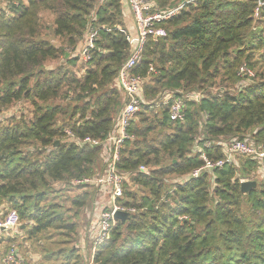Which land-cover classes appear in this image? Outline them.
<instances>
[{
    "label": "trees",
    "instance_id": "1",
    "mask_svg": "<svg viewBox=\"0 0 264 264\" xmlns=\"http://www.w3.org/2000/svg\"><path fill=\"white\" fill-rule=\"evenodd\" d=\"M149 1L167 11L188 0ZM0 3V221L14 210L23 226L19 237L0 233L2 254L20 239L19 252L33 254L30 263V254H21L29 264H264V178L241 192L257 163L237 156L190 177L204 166L199 150L217 162L225 159L221 142L264 143V5L196 0L160 25L165 38H148L133 71L144 79L145 104L117 164L124 176L117 204L134 212L114 221L94 253L87 245L88 259L85 241H77L78 217L96 190L72 182L102 173V149L65 131L106 139L123 106L115 82L134 30L125 28L122 0ZM48 29L58 46L42 38ZM89 30L90 60L78 66ZM243 66L254 77H238ZM195 91L205 97L187 102L183 122L170 121L168 105L156 106L166 92ZM204 142L211 146L202 148ZM54 184L81 191L65 208Z\"/></svg>",
    "mask_w": 264,
    "mask_h": 264
},
{
    "label": "built area",
    "instance_id": "2",
    "mask_svg": "<svg viewBox=\"0 0 264 264\" xmlns=\"http://www.w3.org/2000/svg\"><path fill=\"white\" fill-rule=\"evenodd\" d=\"M195 1L196 0H188L173 9L158 11L149 0H127L129 11L134 22V36L129 40L131 44L130 54L119 68L115 82L117 89L122 93L123 106L115 118L112 130L103 141H97L91 138L80 140L71 132L65 131L67 137L74 141L89 145L91 148L100 147L102 149L101 161L104 166L102 173L92 178H82L72 182V185L75 187L92 185L94 188L98 189L101 196L108 197V208L98 213L96 223L88 235V246L91 248L92 253L108 239L115 221L114 214L116 212H134L133 209H125L117 204V200L123 195L124 181V176L117 171V164L120 161V154L124 149L125 141L131 138L128 134V130L132 122H134L136 115L145 104L142 98V85L144 79L134 75L133 71L141 62L148 38H165L166 32L160 25L174 17L185 5L194 3ZM7 3H11V0H7ZM263 5L264 2L258 0V6L260 7ZM94 41V31L89 30L87 39L80 50V59L84 64L90 60V50L93 47ZM153 73V69L150 68L147 75ZM237 76L245 79L246 77H254L252 71L245 66L239 69ZM244 82H242L240 91L249 83L248 80ZM204 97L205 95L198 91L177 97L172 93L166 92L158 98L156 106L168 105L170 121L183 122L186 117L187 102L199 104ZM204 118H207L206 114H204ZM219 145L223 147L225 159L217 162H210L205 152L199 150L200 158L204 161V166L192 171L190 177L197 178L204 170L221 169L226 164H231L235 157L242 156L251 158L255 161L258 165V173L264 178V143L255 145L249 142L248 139L246 141L235 140L230 143L221 142ZM210 146V142H204L202 148L208 149ZM141 171H144V168H141ZM246 181L247 180L242 182ZM0 233L10 234L11 237H19L20 219L16 211L10 210L5 214L4 219L0 221ZM1 264L29 263L24 261L21 257L18 245L12 243L5 252Z\"/></svg>",
    "mask_w": 264,
    "mask_h": 264
},
{
    "label": "crops",
    "instance_id": "3",
    "mask_svg": "<svg viewBox=\"0 0 264 264\" xmlns=\"http://www.w3.org/2000/svg\"><path fill=\"white\" fill-rule=\"evenodd\" d=\"M122 7H123V23H124V25H125V28H126V30H128V31H130L131 33L133 32V30H134V25H133V19H132V16H131V13H130V11H129V9H128V7L126 6V3H125V1L124 0H122ZM133 36H134V32H133ZM116 86V85H115ZM117 88V87H116ZM120 92V91H119ZM120 94H121V96H122V93L120 92ZM122 101H123V98H122ZM102 153V152H101ZM101 153L99 154V160H101ZM101 162V164H102V166H103V163H102V161H100ZM103 168H104V166H103ZM54 187H61V188H63L62 187V184H60V185H58V184H54L53 185ZM95 190H96V194H95V197H96V200L93 202V203H91V205L89 206V210H84V215H83V219L85 218L86 219V221H85V223H83L82 225H86V226H83L82 227V230L80 231V236H82L81 238H80V241H81V243L83 242V238L84 237H87V239H88V235H89V232L90 231H92V229H93V226L95 225V223H96V218H97V213H98V210H99V208H100V206L102 205V203H103V201L105 200V198L106 197H104V196H101V194L97 191L98 189H96L95 188ZM87 222V223H86ZM21 227H23V226H20V230L21 229H23V228H21ZM19 240L20 239H15V244H17L18 245V248H19ZM23 243H24V239H23V241H22ZM2 251H3V249L2 248H0V264H1V260H2V258H3V256H4V254L5 253H3L2 254ZM24 251V247H21L20 248V255L22 254H24L25 252H23ZM25 256H27V254L25 255H23V257L25 258ZM28 257V256H27ZM30 258H31V255H30V257L28 258L29 259V263H30ZM33 259L35 260V261H37L38 260V258L36 257V256H33ZM26 260V259H25ZM27 261V260H26Z\"/></svg>",
    "mask_w": 264,
    "mask_h": 264
},
{
    "label": "rangeland",
    "instance_id": "4",
    "mask_svg": "<svg viewBox=\"0 0 264 264\" xmlns=\"http://www.w3.org/2000/svg\"><path fill=\"white\" fill-rule=\"evenodd\" d=\"M1 4V3H0ZM44 19L46 20V18L44 17ZM51 30L50 29H48V32H46V34H45V36L44 37H42L43 39H46V40H48L49 42H51L53 45H56V46H58V43H57V40L56 39H54V38H52V35H51V32H50ZM59 63H57V65H58ZM84 65V63H82L81 61H79L78 63H77V65L79 66V65ZM82 65V66H83ZM252 74H254L253 73V71H252ZM245 83V82H244ZM244 83H243V86H244ZM244 89V88H243ZM21 107H23V105L21 104V105H19L17 108H21ZM16 108V109H17ZM4 116L5 115H7V114H3ZM2 117V116H1ZM101 161V160H100ZM256 173H254V175L251 177V179L250 180H247V181H253V182H256V184L258 185L259 184V182L260 181H262V177L260 176V174L258 173V174H256ZM244 181V180H243ZM63 187V186H62ZM55 189H57V190H61V191H63V194H62V196H63V206L65 207V208H68L69 206H70V204H69V200H70V198H72V197H75L78 193H80V191L81 190H77L76 188H73V189H69V190H67L66 188H61V187H54ZM90 208L87 206V210H89ZM86 210V209H85ZM83 215H84V210H81L80 212H79V217H78V219H79V234H80V231L82 230V227L83 226H86V225H82L83 223H85V221H86V219L84 218L83 219ZM87 223V222H86ZM82 236H77V241L79 240V243L81 242L80 241V238H81ZM84 239V241H85V245H84V255H85V257L86 258H88V259H90L89 258V253H87V250H85L86 248H87V245H88V240H87V237H84L83 238ZM78 243V244H79ZM23 252H25L24 254L26 255V254H30L29 252H27L26 251V248L24 247V251ZM30 255H33V254H30ZM34 256H36L38 259H39V257L37 256V255H34Z\"/></svg>",
    "mask_w": 264,
    "mask_h": 264
},
{
    "label": "water",
    "instance_id": "5",
    "mask_svg": "<svg viewBox=\"0 0 264 264\" xmlns=\"http://www.w3.org/2000/svg\"><path fill=\"white\" fill-rule=\"evenodd\" d=\"M58 145H59V143L56 142L54 144V147H57ZM256 186H257L256 182H253V181L242 182L241 183V192H242L243 195H246L251 190L255 189ZM128 217H129V213L116 212L114 214V219L118 220V221H121V222H125ZM21 228H23V227H21Z\"/></svg>",
    "mask_w": 264,
    "mask_h": 264
}]
</instances>
